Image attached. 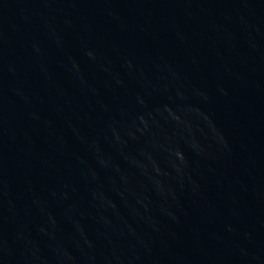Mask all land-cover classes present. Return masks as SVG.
<instances>
[{"label": "water", "instance_id": "1", "mask_svg": "<svg viewBox=\"0 0 264 264\" xmlns=\"http://www.w3.org/2000/svg\"><path fill=\"white\" fill-rule=\"evenodd\" d=\"M0 264H264V0H0Z\"/></svg>", "mask_w": 264, "mask_h": 264}]
</instances>
